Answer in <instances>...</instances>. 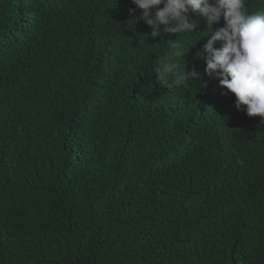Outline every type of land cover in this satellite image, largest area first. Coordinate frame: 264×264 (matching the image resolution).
I'll use <instances>...</instances> for the list:
<instances>
[{
  "label": "trees",
  "instance_id": "obj_1",
  "mask_svg": "<svg viewBox=\"0 0 264 264\" xmlns=\"http://www.w3.org/2000/svg\"><path fill=\"white\" fill-rule=\"evenodd\" d=\"M139 16L0 0V264H264L261 117L205 74L203 33L207 87L159 85L176 34Z\"/></svg>",
  "mask_w": 264,
  "mask_h": 264
},
{
  "label": "clouds",
  "instance_id": "obj_2",
  "mask_svg": "<svg viewBox=\"0 0 264 264\" xmlns=\"http://www.w3.org/2000/svg\"><path fill=\"white\" fill-rule=\"evenodd\" d=\"M153 38L162 33L176 34L166 54L153 62L156 82L169 90L189 84L207 87L199 71L188 70L184 59L201 36L208 39L198 52L204 59L205 74L217 78L219 85L235 95V105L249 117H261L264 123V10L250 12L246 0H132ZM135 11V9H130ZM203 18L205 29L196 31ZM221 21L223 24L221 25ZM135 21H133L134 23ZM195 34L193 35V33ZM194 44L189 39L197 34ZM184 36L186 39H177ZM167 40V41H169ZM197 52V53H198ZM182 61H186L182 65ZM200 89V88H199Z\"/></svg>",
  "mask_w": 264,
  "mask_h": 264
}]
</instances>
